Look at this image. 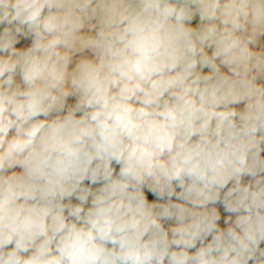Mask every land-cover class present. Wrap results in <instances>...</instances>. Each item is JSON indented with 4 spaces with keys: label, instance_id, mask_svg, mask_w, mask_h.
Segmentation results:
<instances>
[{
    "label": "clouds",
    "instance_id": "clouds-1",
    "mask_svg": "<svg viewBox=\"0 0 264 264\" xmlns=\"http://www.w3.org/2000/svg\"><path fill=\"white\" fill-rule=\"evenodd\" d=\"M0 264H264V0H0Z\"/></svg>",
    "mask_w": 264,
    "mask_h": 264
}]
</instances>
